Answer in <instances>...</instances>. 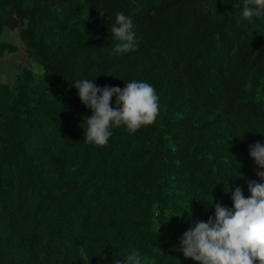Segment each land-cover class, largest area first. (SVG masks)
<instances>
[{"label": "trees", "instance_id": "trees-1", "mask_svg": "<svg viewBox=\"0 0 264 264\" xmlns=\"http://www.w3.org/2000/svg\"><path fill=\"white\" fill-rule=\"evenodd\" d=\"M245 0H0V59L19 47L43 68L0 82V264H198L180 248L229 190L264 183L249 145L264 146V14ZM136 48L117 53L116 14ZM103 14V16L101 15ZM131 81L158 96L154 123L84 140L73 86ZM116 96L110 106L116 109ZM229 192V193H227ZM258 264V262H257Z\"/></svg>", "mask_w": 264, "mask_h": 264}, {"label": "clouds", "instance_id": "clouds-1", "mask_svg": "<svg viewBox=\"0 0 264 264\" xmlns=\"http://www.w3.org/2000/svg\"><path fill=\"white\" fill-rule=\"evenodd\" d=\"M262 14L264 0H245V18ZM133 27L131 16L123 12L116 14V23L110 29L112 37L118 41L114 45L115 52L135 50ZM72 84L82 103L93 110V115L85 117L82 125L86 142L103 146L108 143L113 124H123L135 132L141 126L154 123L159 113L158 96L146 82L131 81L123 90L110 86L101 89L88 79ZM113 96L117 98L116 109L110 106ZM249 152L259 169H264V146L259 142L249 145ZM257 175L264 181V170H258ZM248 188L249 198H245L240 187L229 190L234 211L214 201L211 207L215 208V217H209L207 222H195L183 234L180 248L176 250L198 264H264V183L250 180ZM114 264H142V258L136 249H132L125 259H115Z\"/></svg>", "mask_w": 264, "mask_h": 264}, {"label": "rangeland", "instance_id": "rangeland-1", "mask_svg": "<svg viewBox=\"0 0 264 264\" xmlns=\"http://www.w3.org/2000/svg\"><path fill=\"white\" fill-rule=\"evenodd\" d=\"M4 34L6 39L12 40L19 47V51L15 54H7L3 59H0V82L12 84L15 76L25 67L41 75L43 68L27 57L19 32L6 30Z\"/></svg>", "mask_w": 264, "mask_h": 264}]
</instances>
